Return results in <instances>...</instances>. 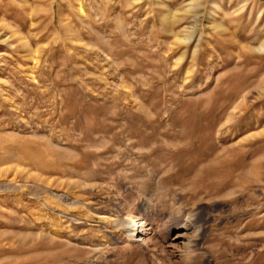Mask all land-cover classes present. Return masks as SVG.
Returning <instances> with one entry per match:
<instances>
[{
    "label": "rangeland",
    "instance_id": "obj_1",
    "mask_svg": "<svg viewBox=\"0 0 264 264\" xmlns=\"http://www.w3.org/2000/svg\"><path fill=\"white\" fill-rule=\"evenodd\" d=\"M6 182L0 264H264V0H0Z\"/></svg>",
    "mask_w": 264,
    "mask_h": 264
},
{
    "label": "bare ground",
    "instance_id": "obj_2",
    "mask_svg": "<svg viewBox=\"0 0 264 264\" xmlns=\"http://www.w3.org/2000/svg\"><path fill=\"white\" fill-rule=\"evenodd\" d=\"M18 184L11 183V182L0 183V190H3V189L8 190L10 188H13V189L17 188L20 185V184L19 185ZM41 191L47 192L48 195H50L53 198L58 199V200H61L64 196L63 194L55 193L52 190H50L44 186L41 187ZM68 204L71 206H74V207L81 205V203L76 199H73L72 202H69ZM85 208L87 209V211H86L87 214L89 212H91V210H89L87 207H85ZM93 213H94V215H96L99 222L106 223V224L110 225L111 227L115 228L118 231V233L121 235V237H123L125 239V241H127L129 243L144 241L145 239H147L149 237V235L151 233V228H150L149 224L146 223V220L144 221V219L134 217L131 214H127L125 217H117V216L111 217V216L100 215L96 212H93ZM69 216L71 218H74L75 220L80 219V218H77L75 215L74 216L69 215ZM189 221L191 222V219H189Z\"/></svg>",
    "mask_w": 264,
    "mask_h": 264
}]
</instances>
